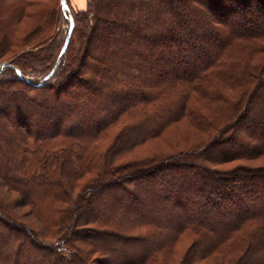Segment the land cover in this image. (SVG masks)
Here are the masks:
<instances>
[{
	"label": "trees",
	"instance_id": "trees-1",
	"mask_svg": "<svg viewBox=\"0 0 264 264\" xmlns=\"http://www.w3.org/2000/svg\"><path fill=\"white\" fill-rule=\"evenodd\" d=\"M70 6L0 0V264H264V0H86L51 73Z\"/></svg>",
	"mask_w": 264,
	"mask_h": 264
},
{
	"label": "rangeland",
	"instance_id": "rangeland-1",
	"mask_svg": "<svg viewBox=\"0 0 264 264\" xmlns=\"http://www.w3.org/2000/svg\"><path fill=\"white\" fill-rule=\"evenodd\" d=\"M6 1L14 2L18 0H6ZM47 1L50 2L51 0H47ZM67 1L68 3H70L71 6L64 9L62 20L60 24L58 25V27H56L57 38L55 41H51L50 43V45L55 46V47L57 44L56 42L61 43L67 37L68 27L70 26L69 24V20L71 17L70 13H72L71 10L73 11V13H75L77 10L84 9L86 7V0H66V3ZM34 9L35 8L28 7V10L30 11H34ZM31 21H32V18L26 17L24 18L22 22H20L17 25V30H18L20 37L25 35L26 31L29 30L28 27L27 29H25V27L27 24H31L32 23ZM7 66L8 65L6 64L5 66L2 67V69H5V67ZM14 67L18 71L19 77H21L22 74H20L19 69L16 66ZM28 76L32 80H38L39 78V76H33V75H28ZM194 129H197V128L195 126H193V128H188V125L183 124V122L180 125L172 126L168 129V131L164 134V136L160 137L158 141L153 142V143H148L144 146L139 147L136 150V152L130 153L129 155H127V157H130L133 154L141 155V154L147 153L148 151H152V148L156 149V148L161 147L163 150L168 151L170 149H175L176 147H179V146L182 147L185 145V141L187 139L192 138V136H194L193 135L194 133L192 131ZM252 163L261 164V163H264V159L261 158L260 160L252 161ZM0 196L12 206V208L18 214V216L22 218L25 222L31 223L34 226L40 227L41 222L37 219V217H35L32 214L31 215L29 214L28 216V207H17L16 206L15 203L18 199V194L14 191H8V189L1 182H0ZM230 251L231 250L220 252L219 254L214 255L208 259H205L202 262H199V263L197 262L196 264H229L230 257L232 256L231 255L232 252L231 254L228 253Z\"/></svg>",
	"mask_w": 264,
	"mask_h": 264
},
{
	"label": "water",
	"instance_id": "water-1",
	"mask_svg": "<svg viewBox=\"0 0 264 264\" xmlns=\"http://www.w3.org/2000/svg\"><path fill=\"white\" fill-rule=\"evenodd\" d=\"M62 3H63V5L64 6H66L67 5V3H66V0H62ZM71 25L68 27V33H67V37H66V41H65V43H64V46H63V48H62V50H61V52H60V55H59V58H58V61H57V63H56V65H55V67H54V69L51 71V73L55 70V68L58 66V64H59V62H60V60H61V58H62V56H63V54H64V52H65V50H66V48H67V45H68V42H69V39H70V35H71ZM50 73V74H51Z\"/></svg>",
	"mask_w": 264,
	"mask_h": 264
}]
</instances>
